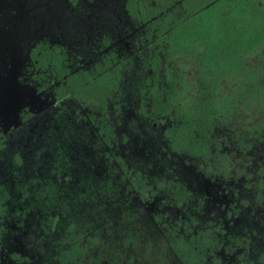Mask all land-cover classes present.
Returning <instances> with one entry per match:
<instances>
[{"label":"rangeland","instance_id":"1","mask_svg":"<svg viewBox=\"0 0 264 264\" xmlns=\"http://www.w3.org/2000/svg\"><path fill=\"white\" fill-rule=\"evenodd\" d=\"M128 3L137 10L142 24L151 7L163 10L175 6L176 10L182 6V1L177 0ZM140 31L139 25L130 21L123 0H0V85H7L5 89L15 86L13 96L0 98V133L7 134L0 139V199L8 214L7 222L0 225L7 232L0 240V264L50 262L57 241L71 225L86 231L107 225L110 230L114 223L119 224L120 212H160L164 202L155 190L143 194L142 202L136 194L135 198L131 196V205L120 203L128 187L122 166L127 174H136L152 184L169 176L196 194L200 192L197 190L208 193L213 178L206 166L169 149L164 140L168 120L156 117V106L140 96V86L150 75L139 72L136 54H131L135 32ZM110 37L123 57L122 63L113 68H122L119 100L123 113L121 117L113 116V132L108 131L101 138L89 120L76 116L75 111L71 113L70 109L77 111L81 105L73 100L64 103L57 96L59 88L54 93L57 98L48 97L39 73L31 87L24 81L20 83V77L30 67L31 50L36 43L75 47V61L83 64L92 59L86 47L99 40L107 43ZM37 61L41 63L40 59ZM8 66L19 74L8 70ZM240 111L239 116L228 121L232 128L239 125L238 135L243 137L253 133L252 127L264 126L256 125L254 109L242 105ZM129 124L138 130L133 132ZM237 134L234 132L233 140ZM249 144L255 158L264 160V141ZM217 145L215 142L205 154L212 156ZM230 146L229 150H233V142ZM108 177L109 184L102 188ZM242 194L248 195L245 187L240 190ZM186 197L179 196L182 205ZM255 215L264 218V213L257 210L253 216L246 211L241 220L251 227L255 225L254 246L259 252L264 249V225L256 221ZM153 245L156 261L166 259L165 253H158L159 246Z\"/></svg>","mask_w":264,"mask_h":264},{"label":"trees","instance_id":"2","mask_svg":"<svg viewBox=\"0 0 264 264\" xmlns=\"http://www.w3.org/2000/svg\"><path fill=\"white\" fill-rule=\"evenodd\" d=\"M177 1H182L180 9L156 7L149 26L156 32L153 93L168 95L158 101L160 109L172 110L169 113L176 120V148L206 163L209 171L228 175L236 157L234 144L229 150L235 128L228 119L246 105L257 111L256 125L264 123V0ZM254 131L256 136L259 131L264 135V126ZM252 138L240 139L241 159H251L248 139ZM215 142L217 151L207 156ZM129 185L122 205H131L136 194L142 202V195L155 187L165 191L163 181L152 184L141 176L129 177ZM178 186L184 192L181 196L187 194L185 186ZM140 210L120 212L119 224L110 230L107 225L89 231L71 225L52 264H155L153 243L159 246L158 253L167 255L156 264H246L242 257L233 263L218 257L222 237L213 224L191 217L190 223L182 216L167 221Z\"/></svg>","mask_w":264,"mask_h":264},{"label":"flooded vegetation","instance_id":"3","mask_svg":"<svg viewBox=\"0 0 264 264\" xmlns=\"http://www.w3.org/2000/svg\"><path fill=\"white\" fill-rule=\"evenodd\" d=\"M123 6L130 21L133 24H138L142 30L135 32L134 46L131 52V54H136V66L139 68V72L142 75L150 74L149 78L147 76L142 86H140V96L142 99L150 102L152 106H156V117L159 116L168 120L164 140L165 143L167 141L169 149L180 154H185L189 157V160L195 163L205 165L207 172L213 178L210 187L207 188L210 195L205 191L202 192V190H197L200 192L196 194L194 190H188L186 188L188 196L183 205L178 200L179 196L184 193L179 191L178 181L176 184V181L169 176L161 180H156L165 183V191L161 192L156 187L154 188L155 193L160 194L164 202L161 211L158 213L155 212V214L163 216L167 221L176 220L179 216H182V219L190 223H193L192 220L197 218L203 219L206 225L213 224L220 232L218 234L222 237V245L218 249V257L221 256L223 261L233 263L239 258L242 261L243 258V262L246 264H264V249L256 252L259 249L256 250L254 246L255 242L257 244L253 232L255 225L251 227L247 221L244 222V220H241L242 214L246 211H250L251 216L257 210L260 213H264V160L258 161L259 159L255 158L252 151L250 153L253 158L249 160L240 158L242 147L239 141L242 136L236 133L239 125L235 126L234 129L235 134H237V137L233 141L235 149L234 155L236 157L232 160L233 170L228 175L219 174L218 172L215 174L209 171L210 167L206 163L200 159L190 157L185 151L176 148L179 141V132L175 131L177 127L173 125L176 120L170 114L172 110L166 112L167 110L160 109L161 103L158 101V98H165L168 95H156L153 93L154 86H156V67L154 66L156 65V32L151 31L149 26L154 17L156 7H151L147 11V20L144 19L145 22L142 24L140 17L136 15L138 14L137 10L131 7L128 0L126 2L123 0ZM110 38L107 40V43L99 40L93 46H87L86 52L88 54L91 52L92 59L88 62L85 61L83 64L75 61L77 59L72 53L76 49L75 47L70 48L61 44L38 45L36 43L31 50L32 59H29L30 67L25 72L24 77L21 78L19 76L20 83L24 81L31 87L38 80L36 75L39 73L48 97L57 98L58 96L64 103L65 100H73L76 104H80L81 107L77 111L70 109L71 113L75 111L73 113L76 116H84L85 119L89 120L97 128L99 136L103 138L108 131L113 132V116L121 117L123 113L119 100L121 96L120 78L123 76L122 68L113 70L115 65L122 63L121 59L123 57L121 55L122 53L113 45L115 43L112 37ZM123 38L127 39L128 37L124 36ZM38 59H40L41 63H38ZM150 62L152 65H150ZM11 66H8V70L18 75L19 73L16 69H13ZM7 79L10 80L9 77ZM8 85L12 84L8 83ZM6 86L5 84L0 85L1 99L14 95L15 86L5 89ZM56 88L60 89L57 96L54 95L57 91ZM82 101L84 103H81ZM85 101H88L89 105ZM90 104L94 105L90 106ZM79 112L80 114H78ZM235 113L239 116L241 111ZM119 123L117 122V124ZM126 127H128V124ZM129 128L133 132L136 129L138 130V127H134L131 124H129ZM252 128L253 133H248L247 135H253V138L248 139V142L256 143L261 140L264 141V135L259 131L258 136H256L254 131L256 127ZM5 135L7 134L0 133V139L4 138ZM102 142L108 147L105 139H102ZM121 170L123 172V180H125L128 186L125 188L124 194H128L130 191L128 189L130 186L129 177L136 178L138 176L136 174H127L123 166ZM109 181L110 177L104 182L102 188H105L104 186L109 184ZM243 187L247 190L248 195H240V190ZM120 188H122L121 185ZM204 193L205 195H203ZM0 200L2 202V205H0V225H2L6 221L8 214L4 201L2 199ZM254 218L259 224L264 225L263 217L255 215ZM157 227L158 233H160V225L158 224ZM6 233V228L0 227V240ZM64 236L57 241L54 258L58 254L60 249L59 243L63 241ZM242 242H247V245L243 246ZM241 251H243L242 253L245 252L244 256L240 255L242 254ZM54 258L45 264H52Z\"/></svg>","mask_w":264,"mask_h":264}]
</instances>
